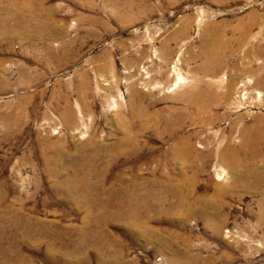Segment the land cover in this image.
<instances>
[{"label":"rangeland","instance_id":"374dc122","mask_svg":"<svg viewBox=\"0 0 264 264\" xmlns=\"http://www.w3.org/2000/svg\"><path fill=\"white\" fill-rule=\"evenodd\" d=\"M252 12L258 34L264 0H0V264H264V160L245 174L217 154L239 115L264 123V37L204 78L233 87L217 120L165 126L206 26L236 37Z\"/></svg>","mask_w":264,"mask_h":264},{"label":"bare ground","instance_id":"6f19581e","mask_svg":"<svg viewBox=\"0 0 264 264\" xmlns=\"http://www.w3.org/2000/svg\"><path fill=\"white\" fill-rule=\"evenodd\" d=\"M126 4L129 6L128 2H126ZM256 19V13L252 12L247 20H241L238 22L235 29L239 32V34L236 37H225L224 32L222 30H218L219 25L217 23H210L209 26H206V28H217V31L208 37L209 40L206 36H203L201 49L197 52V56L203 58L202 67L200 70L197 69L196 72L193 73L189 86H187L185 90L175 94V99L181 100L184 104V109L180 111L183 112L184 115L179 116L175 120L169 119V121L165 123L168 130L173 131L178 128L180 123L187 119L198 121L203 126L210 124L219 118L215 115L214 111L220 109L221 107H227L230 101L233 103L231 100V89H233V87L231 88V86H228L225 92L219 93L214 87L212 77L216 75L215 73L219 69L229 64L232 54L231 45L233 46V43L237 42L238 44H241L247 37L248 33H251L254 37H257V35L264 37V27L260 28L258 34L252 33L253 28L256 25ZM170 55V48L167 44L163 43L157 58L161 59L163 63H166L167 59L170 58ZM228 69L229 71L237 70L238 67L235 64H230ZM236 73H238V71ZM207 75H211L212 77L205 80L204 78ZM181 80H183V78L179 76L176 77L172 87L180 83ZM254 84L255 86L260 87L264 86L261 81H258L257 83L255 82ZM131 89L132 93H137V90H135L134 87H131ZM213 115L216 117H213ZM144 116L150 122L158 120L157 112L151 114L147 112L144 113ZM241 120L242 115H239L230 127L231 130L233 129L235 133H238L240 140L239 144L237 145L233 143L231 133L227 132L226 135L219 138L221 142H224V147L220 148L217 151V154L220 162L227 165L229 170L232 171L238 169L240 166L245 174H249L256 171L259 167V162L262 159L264 160V123L260 119V116L254 117L253 122L248 124L242 123ZM171 150L175 156L185 158L190 157L191 154H193L194 147L191 139L184 136L176 141ZM254 155L260 158L255 161L252 158ZM187 201L188 196H185L184 200H182V204L184 205ZM188 206L192 205L188 203Z\"/></svg>","mask_w":264,"mask_h":264}]
</instances>
